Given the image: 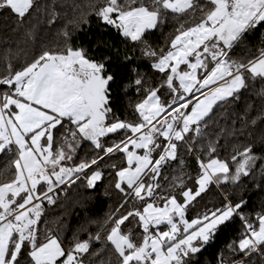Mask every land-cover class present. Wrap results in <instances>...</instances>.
<instances>
[{"label":"snow or ice","instance_id":"6c2138e0","mask_svg":"<svg viewBox=\"0 0 264 264\" xmlns=\"http://www.w3.org/2000/svg\"><path fill=\"white\" fill-rule=\"evenodd\" d=\"M169 14L186 19L166 41L167 50H157L147 37ZM92 15L138 45L141 56L152 59L150 67L163 74L158 86L146 87L145 77L132 69L135 78L122 91L127 94L134 87L139 98L129 103L132 111L126 109L124 118L115 94L117 75L108 62L133 57L116 49L114 56L94 59L86 47L73 43ZM0 18L14 34L11 42L0 40L6 45L0 154L12 156L14 166L11 177L0 183V264H86L87 257L109 245L110 255L101 264H113L112 256L114 264H197L234 217L243 232L226 248L242 255L225 259L221 251L216 264H252L248 258L253 253L264 262V212L256 213L253 222L245 213V199L233 201L225 194L220 206L188 215L209 185L239 187L244 178L264 177V44L253 58L236 55L264 29V0H0ZM21 54L24 62L14 68L12 61ZM257 81L262 85L253 90L259 113L250 116L253 104L246 102L242 111L232 109L230 128L214 132L210 124L217 123L218 109L235 105ZM227 137L237 138L230 159L219 156V149L228 147ZM85 142L94 155L85 153L74 162ZM181 152L198 164L194 189L185 186ZM117 153L126 166L117 168L105 160ZM101 161L115 169L108 183L120 197L117 211L125 212L107 216L104 225L112 226L103 239L104 225L88 239L74 235L66 248L50 229L41 231L43 204H53L58 188L66 192L77 181L95 189L105 175ZM175 161L180 174L173 177L172 187L178 194L160 184L162 170ZM255 187L264 190L260 183ZM104 194L109 195L107 189ZM126 221L142 231L134 235L131 228L122 229ZM93 240L103 246L90 252Z\"/></svg>","mask_w":264,"mask_h":264},{"label":"trees","instance_id":"16d2710c","mask_svg":"<svg viewBox=\"0 0 264 264\" xmlns=\"http://www.w3.org/2000/svg\"><path fill=\"white\" fill-rule=\"evenodd\" d=\"M80 2L87 4L88 0H80ZM98 2L99 0H97V3ZM198 16L199 12H197V17ZM87 19L89 20V23L81 25V30L76 32L73 43L78 42L81 46L86 47L89 54L94 59H100L105 55L114 56V51L116 49H120L121 51L126 50L129 55L133 57V60L131 61L114 57L108 62L109 71L114 72L117 75L119 87L114 86L116 87L115 94L121 101L119 112L121 117L124 118L126 115V109L128 113L132 111V109L128 107L129 103L134 104L139 98L134 87L129 89L127 94L122 91V87L135 78L132 69H137V71L145 77L146 87L158 86L163 74L156 72L150 67L152 59L142 57L138 45L134 42L125 41V39L120 36L113 27L102 24L94 15L87 17ZM185 19V16L173 18L172 15L169 14L165 23L159 27L158 30H153L151 35L147 37L148 40L157 47V50L161 47L167 50L168 45L166 44V41L174 37L176 34L175 29L179 27L181 23H184ZM4 23L6 22L0 18V40L7 37L11 42L14 38V34L11 33L10 29L3 27ZM184 26L188 27L189 24L185 23ZM262 32H264V29L256 31L249 40L246 41L244 46H241V48L236 50V55L238 57L253 58L257 54L258 48L264 44V41L261 39ZM10 46L15 48L14 43ZM5 47L6 45L0 43V76L6 74V61L3 59ZM133 49L136 50L133 51ZM32 55L33 53L30 52L27 58L31 59ZM23 62V54H21L19 60L13 59L12 61L14 68L19 67ZM261 86V83L257 81L250 86V90L242 92L241 99L237 101L235 105H225L224 107L219 108L218 114L215 118L217 123L210 124V128L214 132L220 131L221 126L230 128L232 126V109L235 108L237 111H242L246 102H251L253 104L250 116H256L260 111L261 104L253 90H258ZM127 118L131 119L132 117L129 115ZM236 126L239 127V123H237ZM259 126L260 121H258L257 131H259ZM236 139V137H227L228 147H221L219 149L220 158L230 159V154L232 152L231 144ZM239 139L243 141L244 137H239ZM220 144H225L224 137H221ZM85 153L89 157L94 155L92 149L87 146V142L84 143L81 149L77 150V156L74 157V162L80 157H83ZM181 156L185 161V167L183 169L185 186L194 189L196 187L194 179L198 172V164L196 163L195 157L190 154L181 152ZM203 158L207 159L206 156ZM11 159L12 156H3L0 154V183L6 182L14 172V166L10 163ZM105 160L108 161V163H115L117 168L126 166V161L123 159L122 153L113 155L110 160L108 157H105ZM100 164L102 166L101 170L105 175L102 181L97 182V187L95 189H87L81 186L80 181H77L76 184L68 188L66 192H63L60 189L57 190L55 193L57 199L53 204L49 205L46 201L43 204L45 211L41 218L42 222L39 225L41 231L45 228L50 229L54 235L59 236L62 245L66 248L70 246V242L74 235L81 240L88 239L90 234L94 235L100 230L108 215L111 214L116 218L125 212V208H120L119 211H117L120 197L115 194L114 190L108 183L113 179L115 169L103 167L104 161H101ZM259 164L260 161H257V168L255 169L257 173L259 172ZM179 174L180 168L178 161L172 162L171 166H166L162 170L160 184L162 188L166 189V192L178 194L179 189L173 188L172 183L173 177ZM165 177H167V179H165ZM257 183L264 185V177L258 175L255 180L244 178V183L239 187L232 185L231 183H221L219 186L211 184L204 193H201L200 197H197L196 200L193 201V204L196 205V207L192 208L190 205L191 211L188 215L191 217L197 211L220 206L223 203L224 195L227 194L233 201L239 198L245 199L247 201L244 208L245 213L253 222H255L256 213L264 212V190L255 187ZM63 187L64 186H61V188ZM105 189H107L109 195L104 194ZM139 203L140 202H136V204ZM131 220L132 218L130 217L129 221ZM129 221H126L125 225H122V229L127 230V228H131L133 234L138 235L142 230L137 228L135 224H129ZM111 226L110 223L104 225V230L101 232L102 239ZM242 232V222L239 218L234 217L230 224L218 233L214 243L208 246L202 254H200L197 264H216L218 254L221 251H223L225 259H237L238 256L242 254L233 255L229 253L226 245L233 240H238ZM102 246L103 245L100 242L93 240L91 241L90 252L98 250ZM108 247H110V245ZM108 247H104V251L99 252L96 256L87 257L86 264L88 260H91L92 264H101V261H106L110 255ZM248 259L252 261V264H264V262L261 261L260 256L256 253H253ZM112 261L114 264V256H112Z\"/></svg>","mask_w":264,"mask_h":264},{"label":"built area","instance_id":"2783aa9c","mask_svg":"<svg viewBox=\"0 0 264 264\" xmlns=\"http://www.w3.org/2000/svg\"><path fill=\"white\" fill-rule=\"evenodd\" d=\"M57 190H59V188H58ZM57 190H56V191H57ZM50 195H51V193H50Z\"/></svg>","mask_w":264,"mask_h":264},{"label":"rangeland","instance_id":"374dc122","mask_svg":"<svg viewBox=\"0 0 264 264\" xmlns=\"http://www.w3.org/2000/svg\"><path fill=\"white\" fill-rule=\"evenodd\" d=\"M181 67H184V66H181Z\"/></svg>","mask_w":264,"mask_h":264}]
</instances>
